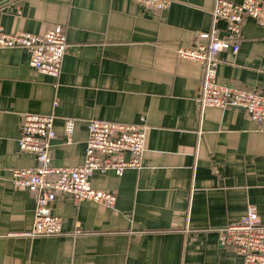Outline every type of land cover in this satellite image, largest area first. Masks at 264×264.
Segmentation results:
<instances>
[{"label": "crops", "instance_id": "0c3cea01", "mask_svg": "<svg viewBox=\"0 0 264 264\" xmlns=\"http://www.w3.org/2000/svg\"><path fill=\"white\" fill-rule=\"evenodd\" d=\"M215 2L171 0L161 12L135 0H14L0 8L6 33L61 26L68 41L59 78L35 70L27 49L0 47V264H243L220 232L250 207L264 224V125L241 109L200 107L204 66L177 54L211 31ZM239 43L238 54H220L218 83L264 92V28L246 19ZM28 113L55 115L49 154L62 168L84 163L92 120L145 119L143 167L91 178L93 188L116 194L113 209L58 197L63 233L27 236L36 200L14 188L11 171L37 166L18 144Z\"/></svg>", "mask_w": 264, "mask_h": 264}, {"label": "built area", "instance_id": "2783aa9c", "mask_svg": "<svg viewBox=\"0 0 264 264\" xmlns=\"http://www.w3.org/2000/svg\"><path fill=\"white\" fill-rule=\"evenodd\" d=\"M135 1L145 9L158 12L171 4V0ZM212 17L210 32L200 34L193 47H182L177 51L180 59L204 66L196 102L202 108L241 109L253 122L264 125V92L245 91L217 81L220 54L229 50L233 54L239 53L245 20L251 19L264 28V0L239 3L216 0ZM219 23H224V27L220 28ZM0 47L27 49L35 70L59 78L68 41L61 26L42 35L22 31L6 33L1 29ZM58 105L56 100L54 106ZM145 126L144 118L139 124L92 120L88 126L84 163L75 168H62L52 165L49 154L51 141L56 138L55 115L26 114L18 144L22 152L36 156L37 166L13 169L11 182L16 190L26 191L36 200L34 225L27 236L54 237L63 233V219L53 213V204L58 197L76 203L90 201L113 209L117 202L116 194L93 188L91 178L97 173L108 172L122 177L128 170L141 169L147 138ZM65 130L71 143L75 132L73 119L66 121ZM220 234L221 244L232 247L243 258V264H264V224L256 207H250L239 223L222 229Z\"/></svg>", "mask_w": 264, "mask_h": 264}, {"label": "water", "instance_id": "95a60500", "mask_svg": "<svg viewBox=\"0 0 264 264\" xmlns=\"http://www.w3.org/2000/svg\"><path fill=\"white\" fill-rule=\"evenodd\" d=\"M11 1H14V0H3V1H1V2H0V8L6 6V4H8V3L11 2Z\"/></svg>", "mask_w": 264, "mask_h": 264}]
</instances>
